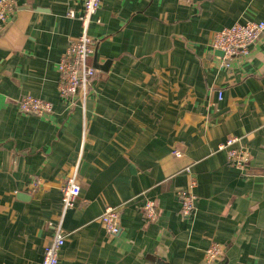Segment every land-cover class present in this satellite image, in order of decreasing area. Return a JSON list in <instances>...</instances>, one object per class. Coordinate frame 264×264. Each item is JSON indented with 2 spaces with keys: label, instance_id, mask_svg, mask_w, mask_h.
Here are the masks:
<instances>
[{
  "label": "crops",
  "instance_id": "1",
  "mask_svg": "<svg viewBox=\"0 0 264 264\" xmlns=\"http://www.w3.org/2000/svg\"><path fill=\"white\" fill-rule=\"evenodd\" d=\"M15 1L0 31V264H41L60 221L59 264H213L215 242V264H264V34L229 67L210 45L217 30L264 21V0H102L89 63H110L84 109L58 89L60 59L82 31L67 12L82 0ZM25 95L55 113H21ZM232 136L250 152L246 169L218 148ZM187 166L198 183L188 218L178 196ZM74 169L81 195L63 215ZM108 205L122 207L114 236L100 219Z\"/></svg>",
  "mask_w": 264,
  "mask_h": 264
},
{
  "label": "built area",
  "instance_id": "2",
  "mask_svg": "<svg viewBox=\"0 0 264 264\" xmlns=\"http://www.w3.org/2000/svg\"><path fill=\"white\" fill-rule=\"evenodd\" d=\"M182 3H191L192 0H179ZM102 5V0H82L81 11L77 13L75 9H70L67 15L78 18L81 23L80 36L71 42L58 64L59 72V92L60 96L70 104V106H86L87 99L91 94L94 80L100 72L89 63V60L96 51V42L90 35V28L95 22L97 13ZM16 9L15 0H0V31L4 30L10 22ZM264 34V21H246L236 23L230 27H225L213 33L211 47L214 50L223 52L222 65L229 67L231 61L238 58L243 59L250 53L252 44ZM222 98V92L220 93ZM18 108L21 113L35 115L38 117H50L55 113L54 104L51 101L25 95L18 101ZM238 137H229L220 144V150L227 151L228 162L236 169H246L251 155L246 147L238 145ZM173 155L182 156L180 150H174ZM188 175L189 186L180 190L178 196L181 201V215L190 217L196 210L198 196L194 189L198 185L195 174L191 166L184 168ZM38 186L34 183L33 190ZM81 195V184L78 181L77 170H73L65 179L61 186V201L63 215L73 208ZM146 220L152 221L157 217V203L153 199H147L141 207ZM121 206L108 205L101 216L103 228L109 235H117L121 229ZM66 242L62 221L54 226V234L51 241L44 247L41 264H59L60 252ZM224 255V246L220 243H213L206 250V259L209 263L220 262Z\"/></svg>",
  "mask_w": 264,
  "mask_h": 264
},
{
  "label": "water",
  "instance_id": "3",
  "mask_svg": "<svg viewBox=\"0 0 264 264\" xmlns=\"http://www.w3.org/2000/svg\"><path fill=\"white\" fill-rule=\"evenodd\" d=\"M217 52H218V54L223 55V52H221L219 50H217ZM109 63H110V61H107L103 66H99V64H96L97 66H94V67L97 69L101 68V69L106 70L108 68Z\"/></svg>",
  "mask_w": 264,
  "mask_h": 264
}]
</instances>
